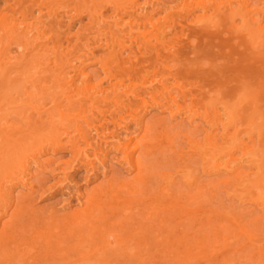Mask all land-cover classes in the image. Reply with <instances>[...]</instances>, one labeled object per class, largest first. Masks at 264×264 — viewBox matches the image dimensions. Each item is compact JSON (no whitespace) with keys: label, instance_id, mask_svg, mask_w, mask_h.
Returning <instances> with one entry per match:
<instances>
[{"label":"rangeland","instance_id":"374dc122","mask_svg":"<svg viewBox=\"0 0 264 264\" xmlns=\"http://www.w3.org/2000/svg\"><path fill=\"white\" fill-rule=\"evenodd\" d=\"M147 1L137 3L155 12L152 22L162 23L165 12L172 13L164 24L166 31L174 29L168 37L170 52H163L170 57L152 62V52L133 53L131 61H142L144 71L126 84L141 91L143 80L167 79L176 97L168 104L181 111L172 116L160 94L154 95L160 104L143 95L146 108L130 97L138 108L119 112L125 116L119 126L110 118V96L101 106L107 109L106 118H94L101 138L90 132L101 151L96 159L93 149L88 151L93 166L76 158L66 139L62 148L41 152L38 161L29 163L32 188L13 186L15 202L5 214L0 210V264H264V36L256 27L260 16L264 20V0ZM244 2L252 11L250 27L243 26L240 15L232 19L227 12V3L237 11ZM11 3L0 0V11ZM102 13L110 22L114 9L107 6ZM38 15L35 9L32 16ZM93 25L87 12L74 18L69 32L60 36V51L72 48L77 38L83 42L90 37ZM128 46L137 48L135 43ZM106 52L95 48L96 56L85 65L94 83L105 76L99 65ZM128 57L126 49L120 58ZM77 86H83L81 76ZM102 86L110 87L105 80ZM178 87L195 95L181 97ZM191 112L195 116L190 122ZM139 113L138 125L134 117ZM142 124L145 133H139ZM210 130L215 146L206 143ZM138 133L137 172L123 160L116 139ZM214 158L242 165L238 178L248 173L243 179L247 186L212 170ZM41 163L46 165L43 171ZM83 195L93 203L90 221L64 233L61 226L69 215L83 211ZM8 197L0 199L3 208ZM115 201L121 203L114 208ZM24 241L35 248L32 258L17 256L14 247Z\"/></svg>","mask_w":264,"mask_h":264},{"label":"bare ground","instance_id":"6f19581e","mask_svg":"<svg viewBox=\"0 0 264 264\" xmlns=\"http://www.w3.org/2000/svg\"><path fill=\"white\" fill-rule=\"evenodd\" d=\"M149 2L151 0L147 1ZM200 4L205 6L202 2ZM244 4L242 10L236 11L227 3V12L232 19L234 15H240L243 26L250 27L253 23L252 11L246 2ZM107 6L114 9L110 22L102 13ZM140 7L137 0H12L5 10L0 11V199L9 196L5 208L0 204V210L4 209V214L11 203L15 202L12 196L13 186L20 183L32 188V182L27 175L29 163L38 161L39 154L48 148H62L63 139H66L65 144L70 145L76 158L85 160L90 167L93 166V159H90L88 151L93 149L95 159L99 158L98 153L101 151L99 146H94L90 132L95 131L97 135L100 133V126L94 125V118H106L104 111L107 109L101 106L107 104L108 97L111 96L113 106V109H108L110 118L119 126L125 123V116L119 112L135 111L138 108L137 103L130 97L140 100V104L146 108L143 95H148L152 103L160 104L154 97L155 94H160L172 116L181 111L171 109L168 104V101L175 103L176 97L173 96V89L167 84V79L155 77L143 80L140 82V86H143L141 91L131 90L136 86L126 84V80L131 81L144 71L142 61H131L133 53H141V49H145V53L152 52V58H149L152 62H161L162 59L170 57L163 52H170L168 37L174 34V29L170 27L166 31L164 24L171 19L172 13L165 12L162 23L152 22L155 12H147ZM35 9L39 14L36 17L32 16ZM84 12L94 21L90 28L94 29L91 31L92 35L83 42L77 38L72 48L60 51L59 48L63 45L60 36L68 33L72 20ZM202 17L195 19L200 21ZM65 19L67 23H64ZM146 25H150L151 30L141 31L140 27ZM256 27L260 36H264V20L261 16L256 21ZM48 32L55 36L48 35ZM132 43L136 44V49L128 46ZM97 47L104 48L107 52L104 53L105 60H101L99 65L105 76L98 83H94L93 75L85 72V65L92 56H96L94 49ZM13 48L16 49L14 53ZM126 49L129 57L120 58ZM80 76L83 83L81 88L77 86ZM104 80L109 83V88L102 86ZM177 89L181 97L195 95L185 91L183 87ZM125 98L129 100L128 103H124ZM187 116L191 122L195 113L191 112ZM134 119L139 125L142 122L141 114H136ZM140 130L139 133H145V125L142 124ZM139 133L123 140L116 139V147L122 150L123 160L137 172L140 170L136 156L140 149V143L136 140ZM106 136L104 134L103 137ZM228 136L233 139V135ZM113 137L115 138L114 135ZM206 143L216 145L211 130L207 132ZM212 148L215 150L217 147ZM229 161L220 162L218 158H214L212 170L240 179L238 175L242 165L236 163L231 166ZM253 162H257V159H253ZM41 167L43 171L46 165L41 163ZM61 172L67 178L68 171L63 169ZM247 175L248 173L243 179ZM255 177L258 179V176ZM244 186H247L245 182ZM83 198V211H73L69 215L68 222L61 226L64 233L80 230L79 223L90 221L88 218L91 216L93 203L87 195H83ZM120 203L115 201L114 208ZM2 213L0 212L1 215ZM5 229L4 224L2 230ZM14 248L18 249L17 256L27 259L32 258L35 251L34 246L27 241L15 245ZM1 252L8 251L2 248Z\"/></svg>","mask_w":264,"mask_h":264}]
</instances>
